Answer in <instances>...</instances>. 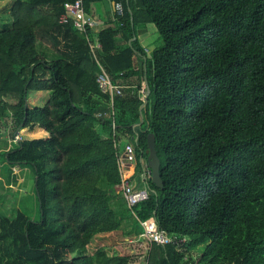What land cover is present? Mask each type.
Segmentation results:
<instances>
[{"label": "trees", "instance_id": "obj_1", "mask_svg": "<svg viewBox=\"0 0 264 264\" xmlns=\"http://www.w3.org/2000/svg\"><path fill=\"white\" fill-rule=\"evenodd\" d=\"M3 1L0 121L49 138L0 145L8 170L32 169L39 201L38 219L0 210V264H131L135 253L87 246L137 237L150 217L176 240L152 243L149 264H264V0H112L123 15L84 32L60 21L76 0ZM101 2L83 0L85 12ZM151 23L162 45L147 52L136 28ZM96 41L121 95L99 88ZM34 91L50 92L45 105H29ZM149 134L163 187L151 179L149 198L129 205L121 184L144 187Z\"/></svg>", "mask_w": 264, "mask_h": 264}, {"label": "crops", "instance_id": "obj_2", "mask_svg": "<svg viewBox=\"0 0 264 264\" xmlns=\"http://www.w3.org/2000/svg\"><path fill=\"white\" fill-rule=\"evenodd\" d=\"M115 4L116 3L112 0H103V2L93 6L91 15L94 16L98 22L96 28L113 23L116 20ZM136 37L138 38L141 45L147 50V52H151V46H149V44L152 40V37L154 36L150 32V24H140L136 28ZM95 38L98 39L97 37ZM49 96V91H34V94L31 92L28 98L29 105L31 107L43 106L48 101ZM16 132L18 133L14 134V137L3 140V142H0V145L10 148L18 141L25 139L49 138V133L39 125H36L33 129L22 128ZM103 136L106 137V134H103ZM4 142L6 145H4ZM34 181L35 178L32 169L28 167L21 168L16 166L13 168V170H8L7 165L0 161V198H2V201L11 203L12 200H15V205L17 204V206H15L16 208H27V205L28 208L33 207L34 212L39 215V201L34 190ZM36 211H38V213ZM111 237H121L122 241H124V244L127 243L128 239L134 238L122 237V234L116 231L97 234L88 244L87 254L92 255L103 246H107L108 252H116L115 248H118V246H113ZM103 239H106L108 243H102L101 240ZM110 246H112V248ZM136 247L138 248V246ZM119 252V254L135 252V245L128 242V245H124L123 250H120Z\"/></svg>", "mask_w": 264, "mask_h": 264}, {"label": "built area", "instance_id": "obj_3", "mask_svg": "<svg viewBox=\"0 0 264 264\" xmlns=\"http://www.w3.org/2000/svg\"><path fill=\"white\" fill-rule=\"evenodd\" d=\"M65 13L61 15L60 21L67 23L70 20V15L74 20L75 26L80 32H84L87 29V25L96 26L97 20L94 16L88 15L85 12L83 0H76L75 2L66 3ZM115 11L120 16L123 15L124 9L121 3L115 4ZM101 44L96 41L91 44L92 52L94 54L95 60L100 68V71L97 74V83L102 93L108 94L111 97L123 94V89L120 85L116 84L113 81L111 74L108 72L105 62L101 55L98 53ZM148 83L147 81L142 82L141 93L147 97ZM139 136L135 135L133 141L135 143L138 141ZM135 147L133 143H128L126 145L125 151L122 155L121 160V171L122 173H129L135 164ZM124 154H128L124 158ZM142 180L145 185L141 189H135L133 182L130 179H124L121 184L123 194L129 203V205H135L143 200H147L151 194L149 181L153 179V173L151 168L144 170L142 172ZM144 231L134 237L133 239H128L127 243L135 245V255L137 260L131 264H149V249L152 243H157L161 245H166L175 242V238L166 233L164 230H161L158 226L157 220L155 217H150L143 222ZM138 246V248L136 247ZM112 254V252H109Z\"/></svg>", "mask_w": 264, "mask_h": 264}, {"label": "rangeland", "instance_id": "obj_4", "mask_svg": "<svg viewBox=\"0 0 264 264\" xmlns=\"http://www.w3.org/2000/svg\"><path fill=\"white\" fill-rule=\"evenodd\" d=\"M11 4H8L7 2H1L0 3V21L3 19V21L8 20L10 22V25L8 23V28L12 27V18H10L11 16ZM150 32L153 34L152 40L149 44V46H151V51L154 49H157L158 47H160L162 45V40L159 37V34L156 30V27L154 24H150ZM36 92V91H35ZM32 94H34V92H32ZM18 132H16L15 134H17ZM14 136V129H13V120L12 118L5 120V122H1L0 121V142H3V140H7L10 139ZM17 136V135H16ZM17 138V137H16ZM19 138V137H18ZM15 201L12 200V202H5L4 205H2L0 207L1 212L5 213H11L15 211V206L14 205ZM10 207H12V210H8L10 209ZM27 208H25L27 210V212L29 213V215L33 218V219H38L39 216L34 212L33 207L28 208V206L26 205ZM38 213V211H36ZM112 240V244L113 246H118V248H115L116 253H120L119 251L123 250L124 245H128V243L124 244V241H122L121 237H111ZM102 243H108V241L106 239L101 240ZM124 245H123V244ZM112 248V246H110Z\"/></svg>", "mask_w": 264, "mask_h": 264}, {"label": "water", "instance_id": "obj_5", "mask_svg": "<svg viewBox=\"0 0 264 264\" xmlns=\"http://www.w3.org/2000/svg\"><path fill=\"white\" fill-rule=\"evenodd\" d=\"M150 93V88L148 87L147 90V97L148 94ZM146 97L145 103L143 104L142 107H144L147 102H148V98ZM144 118L143 116H141V121L143 122ZM148 157H147V162H148V166L151 168L152 173H153V182L160 188L163 187V179L161 177V173H160V167H161V160L157 154L156 151V140H155V136L153 134H149L148 136ZM128 156V154H124V158H126Z\"/></svg>", "mask_w": 264, "mask_h": 264}]
</instances>
